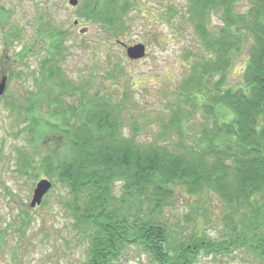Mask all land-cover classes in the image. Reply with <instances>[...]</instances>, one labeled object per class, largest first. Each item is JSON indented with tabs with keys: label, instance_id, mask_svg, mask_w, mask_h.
<instances>
[{
	"label": "rangeland",
	"instance_id": "rangeland-1",
	"mask_svg": "<svg viewBox=\"0 0 264 264\" xmlns=\"http://www.w3.org/2000/svg\"><path fill=\"white\" fill-rule=\"evenodd\" d=\"M106 2L78 0L72 5L69 0H0V80L8 76L6 91L0 98V264H83L89 256V243L79 235L66 205L68 190L33 157L36 145L39 152H52L59 158L66 155L63 137L50 127L40 131L35 141H29L31 125L23 116L33 101L31 92L47 90L49 95L56 85L52 78L45 84L40 77L41 64L50 57L46 48L50 33H63L58 63L62 76L72 81L65 97L59 95L65 99L64 105L75 106L86 87L90 95L106 92L114 102L132 106L137 114L139 123L125 124L123 132L128 138L134 135L135 127L138 140L165 141L162 134L178 105L188 111L184 122L187 139L208 124L207 113L203 117L198 108L183 103L184 91L189 93L185 82L196 76L192 83L202 86V69L209 63L212 66L217 54L209 41L224 31L228 34L233 27L245 45L233 56L236 67L231 72L223 71L219 88L239 85L248 59L252 21L246 14L253 8V0H216V7L210 6L200 16L195 15L196 0H116L120 9L110 24L93 13ZM230 22L235 24L230 27ZM137 43L146 45V55L130 59L126 46ZM204 81L206 90L192 86L202 102L216 87L214 75L209 74ZM36 98V106L47 111L44 96ZM15 103L23 107L14 109ZM215 112L220 121L233 117L226 106H219ZM42 178L50 179L53 186L41 204L33 208L30 202ZM212 201L200 222L208 234L220 238L224 226L217 220L219 200L214 197ZM171 211L168 224L179 235L198 229L203 210L192 209L182 199ZM184 213L190 221L185 220ZM258 262L255 255L237 248L230 254L203 252L196 264ZM114 264L155 263L142 249L127 246Z\"/></svg>",
	"mask_w": 264,
	"mask_h": 264
},
{
	"label": "trees",
	"instance_id": "trees-1",
	"mask_svg": "<svg viewBox=\"0 0 264 264\" xmlns=\"http://www.w3.org/2000/svg\"><path fill=\"white\" fill-rule=\"evenodd\" d=\"M253 2L246 14L252 21L251 39L239 85L219 88L223 71L236 67L233 56L245 45L234 27L209 41L217 54L213 65L202 69V86L192 83L196 76L185 82L189 93L184 91L183 103L198 108L203 117L209 115L208 124L190 139L184 129L188 111L180 105L165 123V141L148 142L138 140L135 127L132 138L124 135L126 123H139L137 114L106 92L90 95L86 87L75 106L64 105L65 89L72 81L62 76L58 63L63 33L49 34L50 57L43 60L40 77L44 83L52 78L56 85L49 95L47 90L31 92L33 101L23 116L31 125L29 141L50 127L63 137L66 155L54 157L52 152L37 151L36 145L33 157L68 190L66 205L79 235L89 243L83 264H114L127 246L142 249L155 264H196L203 252L230 254L237 248L264 264V0ZM216 5V0H196L195 15ZM100 7L91 12L107 24L120 9L116 0ZM209 74L215 76L216 87L202 102L192 86L206 90ZM39 95L44 96L47 111L36 106ZM219 106L229 108L233 117L220 121L215 112ZM214 197L219 200L217 220L224 226L220 238L208 234L200 222ZM182 199L203 211L202 219L197 217L198 229L179 235L168 222ZM183 215L190 221L187 213Z\"/></svg>",
	"mask_w": 264,
	"mask_h": 264
},
{
	"label": "water",
	"instance_id": "water-1",
	"mask_svg": "<svg viewBox=\"0 0 264 264\" xmlns=\"http://www.w3.org/2000/svg\"><path fill=\"white\" fill-rule=\"evenodd\" d=\"M70 4L76 5L78 3V0H69ZM78 21H76L77 23ZM83 32L85 30H82ZM126 53L130 59H140L146 55V46L144 43H137L134 45H130L126 47ZM7 81L8 76H4L0 80V96L4 94L7 88ZM53 182L50 179L42 178L39 180V182L36 184V187L34 189V193L30 202L31 207H36L41 204L44 196L47 194V192L52 188Z\"/></svg>",
	"mask_w": 264,
	"mask_h": 264
},
{
	"label": "flooded vegetation",
	"instance_id": "flooded-vegetation-1",
	"mask_svg": "<svg viewBox=\"0 0 264 264\" xmlns=\"http://www.w3.org/2000/svg\"><path fill=\"white\" fill-rule=\"evenodd\" d=\"M75 23H76V22H75ZM77 23H78V22H77ZM77 23H76V24H77ZM145 46H146V45H145ZM146 48H147V47H146Z\"/></svg>",
	"mask_w": 264,
	"mask_h": 264
}]
</instances>
